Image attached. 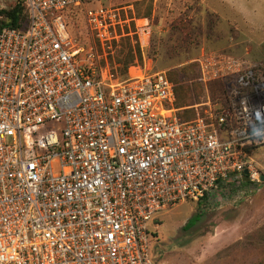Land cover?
<instances>
[{
    "label": "built area",
    "instance_id": "obj_1",
    "mask_svg": "<svg viewBox=\"0 0 264 264\" xmlns=\"http://www.w3.org/2000/svg\"><path fill=\"white\" fill-rule=\"evenodd\" d=\"M22 1L28 30L0 33V264H159L164 211L263 189L264 62L203 52L205 110L183 121L166 71L120 76L105 56L132 25L145 46L147 18L85 9L96 57L70 31L84 0ZM215 80L228 82L225 104L209 95ZM55 121L61 137L44 132Z\"/></svg>",
    "mask_w": 264,
    "mask_h": 264
},
{
    "label": "rangeland",
    "instance_id": "obj_2",
    "mask_svg": "<svg viewBox=\"0 0 264 264\" xmlns=\"http://www.w3.org/2000/svg\"><path fill=\"white\" fill-rule=\"evenodd\" d=\"M16 2L0 0V9ZM84 3L82 12L70 19V31L86 51L93 47L96 57L102 50L84 20L85 9L101 5L125 8L130 18H147L150 22L151 34L145 46H141L132 25L114 49L105 54L116 69L120 64L117 52L124 49L129 38L141 52V57L137 56L132 64L168 74L186 70L184 78L196 75L195 68L189 66L203 52L218 51L264 60V55L260 56L264 32L248 34L232 13L228 0H84ZM222 83L225 98L221 97L223 88H217L214 102L225 104L228 82L222 80ZM208 91L212 99L209 86ZM204 92L203 98L205 88ZM198 98L203 99L201 95ZM64 125V121L49 123L44 132L58 130L61 137ZM256 158L264 171V147L256 150ZM213 199L202 207L183 202L161 214L152 242L154 258L159 264H264V188L235 202L221 201L218 196ZM197 213L201 214V220L185 230Z\"/></svg>",
    "mask_w": 264,
    "mask_h": 264
},
{
    "label": "trees",
    "instance_id": "obj_3",
    "mask_svg": "<svg viewBox=\"0 0 264 264\" xmlns=\"http://www.w3.org/2000/svg\"><path fill=\"white\" fill-rule=\"evenodd\" d=\"M82 11H71L69 14V21L72 18V16H76L80 14ZM85 20V19H84ZM29 27V12L26 7V5L23 3L22 0H18L13 6L9 8H3L0 9V33L2 30L6 28H14L19 31H26ZM264 48V45L261 47ZM260 53L263 56L264 55V49L263 51H260ZM137 56L141 57V52L139 49V46H134L131 43V39H127V42L124 44V49L117 52V58L120 62L119 68H114L112 65L113 72H117L120 76H126L129 67L132 65V63L135 61ZM258 62H262L264 60H257ZM190 67L195 68L196 75L188 76L187 78L182 77L183 74L188 73L186 70L182 71H171L168 74L169 79L173 82L175 85V91H176V108L178 116L183 121H190L192 119H195L198 115V112L200 114L204 113L205 108H196L195 105L200 104L202 102V99L198 98L199 95L204 96V86L199 81V71H198V64L194 61L193 65H190ZM193 81V82H192ZM191 82V83H190ZM223 88L222 80H216L209 84V89L212 92V99H216V92L215 89L217 88ZM225 88L222 89L221 97L222 99L225 98ZM199 99V100H198ZM264 188V187H263ZM189 202V201H188ZM194 203V202H192ZM199 207L206 206L207 202L202 201L197 203ZM201 220V214L197 213L195 216H193L188 224L185 226V230L190 229L193 225H195L198 221ZM155 233H153L154 238ZM152 238V242H153Z\"/></svg>",
    "mask_w": 264,
    "mask_h": 264
},
{
    "label": "clouds",
    "instance_id": "obj_4",
    "mask_svg": "<svg viewBox=\"0 0 264 264\" xmlns=\"http://www.w3.org/2000/svg\"><path fill=\"white\" fill-rule=\"evenodd\" d=\"M228 4L248 34L264 32V0H228Z\"/></svg>",
    "mask_w": 264,
    "mask_h": 264
},
{
    "label": "water",
    "instance_id": "obj_5",
    "mask_svg": "<svg viewBox=\"0 0 264 264\" xmlns=\"http://www.w3.org/2000/svg\"><path fill=\"white\" fill-rule=\"evenodd\" d=\"M245 174H247V171L245 172ZM262 180H263V182H264V176H262Z\"/></svg>",
    "mask_w": 264,
    "mask_h": 264
},
{
    "label": "crops",
    "instance_id": "obj_6",
    "mask_svg": "<svg viewBox=\"0 0 264 264\" xmlns=\"http://www.w3.org/2000/svg\"><path fill=\"white\" fill-rule=\"evenodd\" d=\"M263 41H264V40H263ZM263 41H262V42H263ZM262 42H261V43H262ZM151 69H152V68H151Z\"/></svg>",
    "mask_w": 264,
    "mask_h": 264
}]
</instances>
